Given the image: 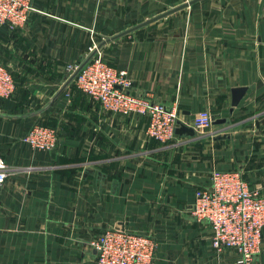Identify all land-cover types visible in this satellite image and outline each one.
Instances as JSON below:
<instances>
[{
  "label": "crops",
  "instance_id": "obj_1",
  "mask_svg": "<svg viewBox=\"0 0 264 264\" xmlns=\"http://www.w3.org/2000/svg\"><path fill=\"white\" fill-rule=\"evenodd\" d=\"M187 1L31 0L24 26L0 24L15 80L0 97V264H95L90 242L111 226L153 236V264H237L190 207L213 169L264 195V0H198L110 39ZM93 42L131 94L175 107L177 126L209 115L210 127L160 142L147 116L103 110L66 71ZM34 123L57 128L54 149L22 140Z\"/></svg>",
  "mask_w": 264,
  "mask_h": 264
},
{
  "label": "built area",
  "instance_id": "obj_2",
  "mask_svg": "<svg viewBox=\"0 0 264 264\" xmlns=\"http://www.w3.org/2000/svg\"><path fill=\"white\" fill-rule=\"evenodd\" d=\"M33 10L31 0H0V24L24 26ZM89 49L95 53L74 75L75 86L103 110L147 116V138L160 142L173 140L178 121L176 108L148 96L131 94L127 71L110 65L95 42ZM79 65L66 66L69 76ZM14 90L11 72L0 64V97H8ZM211 123L209 115H201L194 120L193 127L203 132ZM22 140L34 149L52 150L59 134L53 126L34 123ZM6 178L7 165L0 155V185ZM190 212L197 220L209 224L215 250L234 249L238 254L237 264H256L264 228V195L250 188L239 171L213 169L209 185L195 190ZM90 244L98 251L95 264H153L157 247L153 236L130 232L121 226L106 228Z\"/></svg>",
  "mask_w": 264,
  "mask_h": 264
},
{
  "label": "water",
  "instance_id": "obj_3",
  "mask_svg": "<svg viewBox=\"0 0 264 264\" xmlns=\"http://www.w3.org/2000/svg\"><path fill=\"white\" fill-rule=\"evenodd\" d=\"M196 1H198V0H189L187 2H184V3H182V4L178 5V6H175V7L171 8V9H169V10L161 13V14H158V15L153 16V17H151V18H149V19H147V20H145V21H143V22H141L139 24H136V25L128 28L127 30L121 32L120 34H117L116 36H113L110 39H114V38H116L118 36H121V35L126 34L128 32H131V31H133L136 28H139V27H141L143 25H146L148 23H151V22H153V21H155V20H157V19H159L161 17H164V16H166V15H168V14H170V13L176 11V10H179V9H181L183 7H186V6L192 4V3L196 2ZM110 39H108V40H110ZM100 46L101 45H99V47ZM94 53H95V50L92 51L86 57V59L83 62L80 63L79 67L73 72V74L68 79V82H70L73 79L74 75L78 72V70L93 56ZM242 89L243 88H234L233 89V103H236L238 101L239 96L241 95V90ZM175 132L178 133V134L186 133L189 136H194L195 135V129L193 127H191V126H187V125H184V124H179V126L176 127Z\"/></svg>",
  "mask_w": 264,
  "mask_h": 264
}]
</instances>
